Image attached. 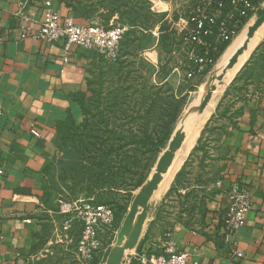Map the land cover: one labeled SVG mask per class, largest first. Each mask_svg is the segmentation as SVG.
<instances>
[{
    "label": "crops",
    "instance_id": "crops-1",
    "mask_svg": "<svg viewBox=\"0 0 264 264\" xmlns=\"http://www.w3.org/2000/svg\"><path fill=\"white\" fill-rule=\"evenodd\" d=\"M19 12L28 18L25 25L33 35L43 1L0 0V264H28L32 256L40 234L37 217L45 174L56 154V125L79 115L73 96L84 90L96 60L94 51L79 46L64 52L61 42L21 38ZM252 87L251 96L236 106L238 115L222 132L211 133L204 159H197L198 174L177 190L176 208L184 212L188 209L184 197L199 194V222L186 221L177 210L179 218H173L158 239L159 250L171 240L196 264H264V71ZM236 187L248 191L252 207L245 225L227 243L223 214Z\"/></svg>",
    "mask_w": 264,
    "mask_h": 264
},
{
    "label": "trees",
    "instance_id": "trees-1",
    "mask_svg": "<svg viewBox=\"0 0 264 264\" xmlns=\"http://www.w3.org/2000/svg\"><path fill=\"white\" fill-rule=\"evenodd\" d=\"M126 1L123 3V8H120L119 0H114V8L111 7L110 10L109 8L91 9L85 11V14L98 15L102 20H109L115 11L120 18H127L134 26L140 24L144 16L149 14L146 2L144 0ZM261 1L254 2L256 8ZM128 2H130V8L127 6ZM246 21L248 19L240 23L238 31L242 29ZM158 33L159 43H165L163 48L168 50L167 53L173 52L180 58V61L175 64L176 68L184 73L183 81L185 82L193 81L198 77L201 79L209 73L231 43V41H220L212 32L205 38L206 47L192 45L198 57H206L210 61L198 72L199 65L190 63L186 59L188 49L182 46L183 34L170 30L163 21ZM122 38L126 41L123 44L122 40L120 41L119 55L114 62H105L103 55L96 54L98 65L96 88L91 87L93 82L87 78L86 88L73 96L79 108L81 120L77 122L74 116L69 115L59 121L55 129V139L61 143V149L64 148L65 157L68 158V168L62 176V180L69 184L68 199L82 194L92 205L107 206L106 203L114 205L115 208L108 206L114 211L115 233L119 229L120 222L125 218L133 193L141 188L150 174L159 153L167 145L174 126L186 106L189 93L196 87V85L189 86L188 91L182 94L165 81L155 85L147 84L141 76H138L139 69L135 66L136 60L142 62L143 59L139 58L138 52L129 50L126 45L127 40L133 43L145 38L144 31L130 30ZM261 46L262 44L255 49L248 62L237 73L231 82V87L237 83ZM227 95L228 92L224 94L223 99ZM221 103L222 101L217 106L216 113ZM215 114L208 119V125L212 123ZM236 115L238 111L231 117ZM205 125L201 131L202 134L209 129L207 124ZM200 142L201 136L190 153L189 159L200 149ZM124 149L126 152L122 157ZM185 165L186 162L174 176L175 189L183 178ZM122 175H125V178ZM170 191L168 190L167 193ZM47 194L45 189L42 202ZM111 196L117 197L111 198ZM65 201L70 200L65 199ZM79 235L80 233L75 237V243ZM106 236L108 238L106 245L109 246L114 234ZM141 249L140 246L138 251L140 252ZM97 263L96 259L91 262V264Z\"/></svg>",
    "mask_w": 264,
    "mask_h": 264
},
{
    "label": "rangeland",
    "instance_id": "rangeland-1",
    "mask_svg": "<svg viewBox=\"0 0 264 264\" xmlns=\"http://www.w3.org/2000/svg\"><path fill=\"white\" fill-rule=\"evenodd\" d=\"M41 1L44 2L47 0H41ZM48 1H50L53 4L54 10L57 12L58 15L70 16L74 19V21L77 24L97 25L105 31H108L117 25L127 27L128 31L130 30H135L137 32L144 31L145 38H142L141 40L139 39L138 42H133V43H130V40H127V44H126L129 50L135 53L138 52L139 58L143 59L142 62L136 60L135 66L137 69H139V72L137 73L138 76H141L142 79H144V81L149 85H155L165 81L175 90H177L179 93L182 94H185L188 91L189 86L196 85L195 90L193 92H190L188 95L186 106L190 103L191 99L194 97L196 91L198 90V87L201 86L202 84L205 85V83L208 82L207 80L210 75L209 73L212 72V69L214 68L215 65L211 68L209 73H207L203 78L199 79L198 77L195 78L193 81L185 82L183 81L184 73L181 70L177 69L175 64L176 62L180 61V58L178 57L177 54L173 52L167 53L168 50L163 48L165 43H159L158 29L165 18V14L153 13L151 11V8L153 7L154 10L157 9L160 11L162 10V12L169 9L172 17L175 12V5H167L166 4L167 0H144L146 2V6L148 7L149 14H146V17L144 16V19L142 21L139 20L141 21V23L135 26L127 18H120L119 15L115 13V11L109 20H102L101 18L98 17V15L90 16L85 14V11L91 9L106 10L107 8H109L108 10H110V8L113 7V5H115L114 0H48ZM119 2L121 4L120 8H123L124 7L123 3L127 1L119 0ZM129 3L130 2L127 3L128 8H130ZM263 8H264V0H262L260 4L257 6V9L254 11L252 17L259 15L258 11L264 10ZM62 10L64 11L66 10L67 14L62 15L63 14L61 12ZM142 14H145V12H142ZM157 36H158V40H157ZM263 39L264 36L249 55L245 64L248 62L255 49L262 44L260 49L256 52L250 65L242 73L237 83L232 87H231V82L229 83V85L227 84L228 86L225 85L223 92L221 94L222 96H220V99H218L216 103L217 105H215L216 108L214 107L215 110H213L212 112V114L216 113L217 106L222 101L219 111L215 114V116L217 117L214 116L212 118V123H209V125H208V120L206 121L207 123L205 124H207L209 129H207L203 134L201 133L202 135H200L201 142L199 144L200 149L198 150L200 152L196 156L191 155L193 156V158L191 159H189L190 154L188 155V157L185 160L186 165L184 167L185 169L182 175L183 178L181 179L179 184L176 185V189H175L174 188L175 182L173 177L166 191L161 195L156 205L150 211L145 228L142 231L141 235L138 237L136 241V245L132 251L125 252L123 249H120L119 253L110 254L113 245L116 241V238L118 237L119 231L122 227L123 220L125 219L124 218L120 222L119 229L114 234L113 241L109 246L106 245L108 241L107 236L102 235L101 237L102 245L98 248L99 249L98 251L95 252L92 251L89 258L84 259L81 257L80 254H77L76 252L77 242L75 243L74 241H75V237L79 233H81V229H82L81 219L77 217L76 212L66 210L65 208L61 210L59 201L63 200L66 204H68L71 201L76 200L82 203V205H86L88 202L86 201V197L82 194L77 195L73 199H68L70 196L68 190L69 184L67 181L62 180V176L65 173L66 168H68V164H67L68 158L65 157L66 153L64 151V148L61 149V143H59L58 140L55 139L54 144L56 147V154L52 162L48 165L45 174V183H46L45 189H46V193L48 192V194L44 202H42V208L37 217L38 223L40 225V231H39L40 234L37 236L36 244L33 248L32 256L29 257L28 264H91V262H93L95 259L98 261L97 264H105L107 259H110V261L113 263V258H112L113 255H116L118 259L121 260L120 264H131L132 261L134 262V264H140L138 261V256H140L141 254L160 253L163 251V249L159 250L158 248V244L160 242L158 239H162L163 234L167 231V228L171 225L173 218L175 219L179 218V216L176 214L177 210L179 211L180 216L184 214L186 221H193L195 223H198L200 220V212H201L200 209L201 201L199 194L194 191V193H190L189 195H186L184 197L183 202L186 204V207L188 208L187 212H184L180 208L179 209L176 208V199L178 200L179 198L178 197L179 194L177 190H181L185 186H188L195 178V175L198 174L199 170L197 168L200 166V163L199 160L197 159L200 156L204 159L205 152L207 151L206 148H208L209 137L212 136L211 133H213L215 129H218L219 132H222L223 131L222 127H224L229 121H231L232 118L231 116L233 115L234 112L237 111L236 106L238 104L245 103L244 100L247 99V95L251 96L249 90H254L252 85L258 81V77L264 69ZM124 41H126V39L122 38L121 41L122 44L124 43ZM123 47L124 46H122V48ZM119 50H120V45L118 46L116 53L104 55L103 59L105 60V62H114L117 56L119 55L118 54ZM96 60L90 67L89 69L90 73H88L87 76V78H89L93 82V84L91 85L92 88H96V82H97L96 77L98 73L97 71L98 65L96 63ZM85 88L86 87H84V89ZM226 92H228V95L225 97V99H223L224 94ZM73 118L77 122L81 120L80 114L78 116H74ZM205 124L204 126H206ZM167 145L164 147V149H166ZM164 149H162V151ZM125 152L126 149H124V153H122V157L125 156ZM159 155L154 165L156 164ZM188 159L191 160L192 162H190ZM122 177L125 178V175H122ZM168 190L169 191L171 190L170 193H167ZM137 191L133 193L132 201ZM113 197H117V196H111V198ZM65 199L70 201L67 202L65 201ZM132 201L130 202L127 208V212L130 209V205ZM106 205L108 206L109 204L106 203ZM109 206L115 208L114 205H109ZM140 246L142 247V249L139 252L138 248ZM103 257H105V259H103Z\"/></svg>",
    "mask_w": 264,
    "mask_h": 264
},
{
    "label": "built area",
    "instance_id": "built-area-1",
    "mask_svg": "<svg viewBox=\"0 0 264 264\" xmlns=\"http://www.w3.org/2000/svg\"><path fill=\"white\" fill-rule=\"evenodd\" d=\"M258 0H167V5H175L174 15L171 17L169 9L154 10L153 13H164L165 21L170 30L183 34L182 46L186 47L188 62L199 65L201 71L210 61L206 57L195 54L196 47H206L205 38L215 33L220 41H232L238 34L242 21L249 20L257 9L254 2ZM21 38L31 36L36 40L55 43L61 42L64 52L72 46L92 50L99 55L116 53L123 35L128 31L125 26L117 25L105 31L97 25L77 24L70 16H60L54 10L50 1L43 2V12L37 31L31 35L30 29L25 25L28 18L19 12L16 14ZM247 22V21H246ZM243 28V27H242ZM67 61L66 58L63 59ZM190 77V75H188ZM229 203L223 214V240L231 243L235 234L246 222L252 204L250 195L245 188L236 187L230 191ZM60 209L76 212L81 219V233L76 243V252L82 258H89L91 252L98 251L102 245V235L115 234L114 211L109 206L82 205L78 201L66 204L60 200ZM64 202V203H63ZM169 237V235H166ZM240 257V253H235ZM140 264H196L188 259L186 253L177 251L174 242L169 240L162 253L138 256Z\"/></svg>",
    "mask_w": 264,
    "mask_h": 264
},
{
    "label": "bare ground",
    "instance_id": "bare-ground-1",
    "mask_svg": "<svg viewBox=\"0 0 264 264\" xmlns=\"http://www.w3.org/2000/svg\"><path fill=\"white\" fill-rule=\"evenodd\" d=\"M258 13L259 15L250 18L235 40L232 41V44H229L223 52L212 72L209 73L208 82L198 87L190 101L191 107L195 109L196 114H200L198 115L196 127H193V122L191 121L193 114L192 108H190L184 112L183 121L176 126V130L166 149L160 153L152 171L141 186L142 189L140 188L135 194L110 254L119 253L120 249L125 252L134 249L138 237L145 228L150 211L166 191L174 175L179 171L192 151L225 85L229 83L235 72L264 36V10H259ZM186 125H188L186 130L187 146L185 142L179 141ZM183 148H185V151L180 155ZM175 150L176 153L172 159L171 157ZM112 258L113 263L110 259H107L105 264L121 263V260L116 255H113Z\"/></svg>",
    "mask_w": 264,
    "mask_h": 264
},
{
    "label": "water",
    "instance_id": "water-1",
    "mask_svg": "<svg viewBox=\"0 0 264 264\" xmlns=\"http://www.w3.org/2000/svg\"><path fill=\"white\" fill-rule=\"evenodd\" d=\"M192 105H191V103H189L186 107H185V109L182 111V113H181V115H180V117H179V119L177 120V122H176V124H175V126H174V129H173V132H172V134H171V136H170V139L172 138V135L174 134V132H175V130H176V126L178 125V123L179 122H182L183 121V119H184V112H186L188 109H190V108H192L191 107ZM192 122H193V127H196V125H197V121H198V115H200V114H196V111H195V109L194 108H192ZM187 126L188 125H186V127L183 129V132H182V134H181V138H180V142L181 141H183V142H185V145L187 146L188 145V141H187V138H186V136H187V133H186V130H187ZM170 139H169V141H170ZM169 141H168V143H169ZM179 142V143H180ZM178 143V144H179ZM182 152L180 153V155L181 154H183V152L185 151V148H183L182 150H181ZM175 153H176V150L174 151V153H173V155H172V159H173V157H174V155H175Z\"/></svg>",
    "mask_w": 264,
    "mask_h": 264
}]
</instances>
